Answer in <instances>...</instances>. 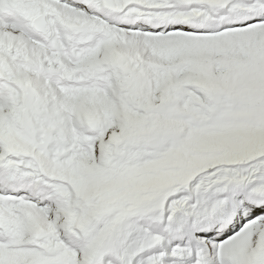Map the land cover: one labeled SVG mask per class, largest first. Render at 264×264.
I'll return each instance as SVG.
<instances>
[{
	"label": "snow or ice",
	"instance_id": "1",
	"mask_svg": "<svg viewBox=\"0 0 264 264\" xmlns=\"http://www.w3.org/2000/svg\"><path fill=\"white\" fill-rule=\"evenodd\" d=\"M0 264H264V0H0Z\"/></svg>",
	"mask_w": 264,
	"mask_h": 264
}]
</instances>
